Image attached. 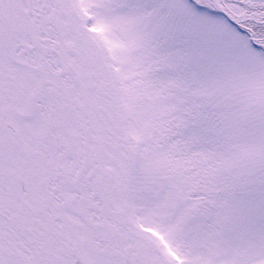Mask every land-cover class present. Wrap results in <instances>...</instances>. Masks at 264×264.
Wrapping results in <instances>:
<instances>
[{
	"label": "snow or ice",
	"instance_id": "obj_1",
	"mask_svg": "<svg viewBox=\"0 0 264 264\" xmlns=\"http://www.w3.org/2000/svg\"><path fill=\"white\" fill-rule=\"evenodd\" d=\"M0 264H264V0H0Z\"/></svg>",
	"mask_w": 264,
	"mask_h": 264
}]
</instances>
